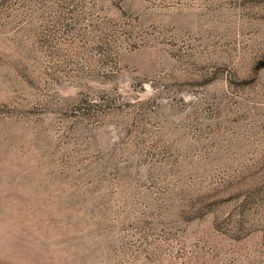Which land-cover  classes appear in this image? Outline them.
<instances>
[{
	"label": "rangeland",
	"instance_id": "374dc122",
	"mask_svg": "<svg viewBox=\"0 0 264 264\" xmlns=\"http://www.w3.org/2000/svg\"><path fill=\"white\" fill-rule=\"evenodd\" d=\"M264 0H0V264H264Z\"/></svg>",
	"mask_w": 264,
	"mask_h": 264
},
{
	"label": "trees",
	"instance_id": "16d2710c",
	"mask_svg": "<svg viewBox=\"0 0 264 264\" xmlns=\"http://www.w3.org/2000/svg\"><path fill=\"white\" fill-rule=\"evenodd\" d=\"M262 63H264V61H262Z\"/></svg>",
	"mask_w": 264,
	"mask_h": 264
}]
</instances>
